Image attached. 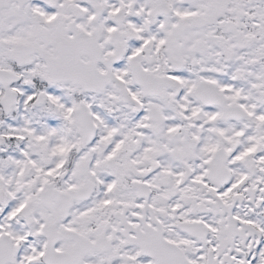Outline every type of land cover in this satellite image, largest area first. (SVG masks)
I'll list each match as a JSON object with an SVG mask.
<instances>
[{
    "label": "snow or ice",
    "instance_id": "snow-or-ice-1",
    "mask_svg": "<svg viewBox=\"0 0 264 264\" xmlns=\"http://www.w3.org/2000/svg\"><path fill=\"white\" fill-rule=\"evenodd\" d=\"M0 264H264V0H0Z\"/></svg>",
    "mask_w": 264,
    "mask_h": 264
}]
</instances>
